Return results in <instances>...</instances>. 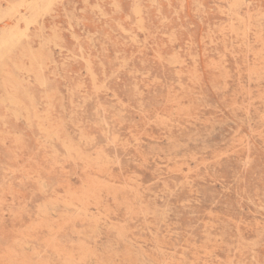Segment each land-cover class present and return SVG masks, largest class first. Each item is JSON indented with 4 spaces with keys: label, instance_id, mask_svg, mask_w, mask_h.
I'll return each mask as SVG.
<instances>
[{
    "label": "rangeland",
    "instance_id": "obj_1",
    "mask_svg": "<svg viewBox=\"0 0 264 264\" xmlns=\"http://www.w3.org/2000/svg\"><path fill=\"white\" fill-rule=\"evenodd\" d=\"M0 264H264V0H0Z\"/></svg>",
    "mask_w": 264,
    "mask_h": 264
},
{
    "label": "bare ground",
    "instance_id": "obj_2",
    "mask_svg": "<svg viewBox=\"0 0 264 264\" xmlns=\"http://www.w3.org/2000/svg\"><path fill=\"white\" fill-rule=\"evenodd\" d=\"M23 2H24V1H23ZM22 6H23V5H22ZM16 7H18V6H16ZM36 7H37V6H36ZM12 9H13V8H12ZM12 9H11V12H12ZM15 11H16V10H15ZM15 11H14V12H15ZM14 12H13V13H14ZM238 22H239V21H238ZM29 26H30V25H29ZM16 35H17V34H16ZM12 36H13L12 38H14V35H12ZM15 37H16V36H15ZM17 37L19 38L20 36L18 35ZM17 37L15 38V41H16ZM8 38H10V37H8ZM12 38H11V39H12ZM9 40H10V39H9ZM6 41H7V39H6ZM3 42H4V41H3ZM8 42H9V41H8ZM6 43H7V42H5L4 44H6ZM11 43H12V41H11ZM14 43H15V42H14ZM9 44H10V42H9ZM12 44H13V43H12ZM7 45H8V43H7ZM3 46H4V45H3ZM3 46H1V48H3ZM7 47H8V46H7ZM7 47H6V48H7ZM4 48H5V46H4ZM50 105H51V104H50ZM29 113H30V112H29Z\"/></svg>",
    "mask_w": 264,
    "mask_h": 264
}]
</instances>
